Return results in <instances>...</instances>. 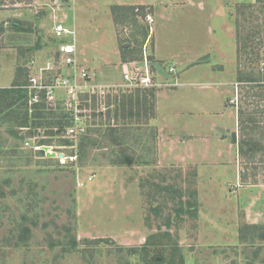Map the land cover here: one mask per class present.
Masks as SVG:
<instances>
[{
    "label": "rangeland",
    "instance_id": "374dc122",
    "mask_svg": "<svg viewBox=\"0 0 264 264\" xmlns=\"http://www.w3.org/2000/svg\"><path fill=\"white\" fill-rule=\"evenodd\" d=\"M117 5L153 21L137 8L123 21ZM58 23L73 33L55 37ZM131 40L127 61L146 58L150 87L123 80ZM62 42L78 69L60 63ZM19 68L29 104L42 83L76 76V91L44 93L75 131L40 144L45 129L16 139L0 125V264H264V0H0L1 88ZM136 88L154 89L152 117L135 103L140 116L123 115ZM243 134L260 137L252 156ZM84 135L97 142L80 158ZM43 145L75 158L46 162Z\"/></svg>",
    "mask_w": 264,
    "mask_h": 264
},
{
    "label": "trees",
    "instance_id": "16d2710c",
    "mask_svg": "<svg viewBox=\"0 0 264 264\" xmlns=\"http://www.w3.org/2000/svg\"><path fill=\"white\" fill-rule=\"evenodd\" d=\"M118 6V5H117ZM113 6L112 10L113 12L115 10L119 11L120 15L123 17V21H125L129 15V17H132L133 9H141V14L145 15L144 12V6ZM128 10V11H124ZM131 24L133 27L136 25V20H131ZM145 38L146 31L145 29H141L140 32ZM135 41H137L135 37ZM133 42L127 41L124 42L121 46L122 49V58L126 61L128 58L133 59L137 58L139 54L134 56H127V53H130L134 50L131 46H128V43ZM141 57V56H140ZM241 71H239L240 73ZM249 78H256L249 76ZM262 79V78H261ZM260 79V80H261ZM29 77L25 71V69L19 68V72L14 77V80L10 87H0V125L5 124L7 130L11 133L13 137L16 139H20L23 137H31L32 135H35L36 130L39 128L45 129V135L46 138H42L39 140L40 144H50L53 142L55 136H57L56 144L64 145L69 144V141L67 138L62 137L64 135L67 128L72 126L74 124V117L71 112L64 110L60 107V105L55 106L52 108L48 105L47 100L44 96L45 91L43 90L40 94V99L38 101H35L31 104H29L30 95L28 92V89L23 87L29 85ZM123 101L121 102L120 108L123 111V115H137L140 116V110L134 111L132 110V105L135 103L139 109V107H143V115L147 117H152L154 115L153 110V98H154V89L152 88H136L134 92L131 94L122 95ZM127 109V110H126ZM240 122L243 123L245 116L247 114L244 113L243 110L240 109ZM107 116L110 118L114 117L116 121H118V112L115 110L112 112V110H107ZM255 127V126H253ZM21 130L26 131V135H22ZM109 133L107 136H113L114 140L117 141V133H115L114 128H109ZM97 131V130H96ZM98 132V131H97ZM82 135V134H81ZM116 135V136H114ZM244 137L241 141V147L242 151L244 152L245 146V155H253L254 149L257 148V145L260 141L259 138H255L253 136H249L246 134H243ZM90 135H84L81 137V141L79 143V157L84 155L85 148L87 146V143H91L92 145L95 144L97 141L91 138ZM38 155L42 156L43 159L46 162L53 161L52 157H44L45 152L43 150H37ZM251 155V156H252ZM132 161L129 156H125L122 160H120L121 163H130ZM119 162V163H120ZM29 228L24 227L22 229L23 235L26 237V233L29 232ZM264 237V236H263Z\"/></svg>",
    "mask_w": 264,
    "mask_h": 264
},
{
    "label": "built area",
    "instance_id": "2783aa9c",
    "mask_svg": "<svg viewBox=\"0 0 264 264\" xmlns=\"http://www.w3.org/2000/svg\"><path fill=\"white\" fill-rule=\"evenodd\" d=\"M145 19L148 23L153 21V17L150 13L145 14ZM53 32H54V36L58 38L68 33L72 34L73 30L64 26L63 23H58L54 26ZM75 50H76V47L74 43H66V42L60 43L58 45V50H57L59 54L60 63L63 64L64 66H69V67H73L74 69H76L77 59L75 57V54H76ZM145 60L146 58L144 60L141 58L138 61H125L122 63V76H123V80L125 84L130 83L134 85H141V86H147V87H150L151 85H153L152 77H154V74H152L151 72V75H150V72L146 68L140 70L141 68L137 66L138 62H140L141 64H144ZM172 70L173 68L170 67V71ZM78 73L80 74V77L82 79H87V84L90 82L89 78H91L92 76L91 71L87 70L85 67H79ZM71 79H74L73 80L74 82H71ZM60 86L66 87L68 92H74V89L76 91L77 87H79V85H77L76 76L74 74H68L67 77H62V78L58 77L55 79V81H52L51 84H48V85H45L42 83L40 87L46 92V97L49 98L50 94L52 95V92H54L56 87H60ZM87 86L90 87L93 91H96L97 88L99 91H101L104 88L105 89L107 88L106 85L99 84V83L88 84ZM37 97L38 95L33 94L32 96L33 101H37ZM68 129L71 130L72 132L75 131L73 127L71 128L69 127ZM49 151H55L56 157H58L60 160L63 159V157H66L65 159H69V160H73L75 158V155L68 156L52 148H50ZM59 153H62L63 155L59 156ZM89 178H91V176Z\"/></svg>",
    "mask_w": 264,
    "mask_h": 264
},
{
    "label": "water",
    "instance_id": "95a60500",
    "mask_svg": "<svg viewBox=\"0 0 264 264\" xmlns=\"http://www.w3.org/2000/svg\"><path fill=\"white\" fill-rule=\"evenodd\" d=\"M42 148L45 151L46 157H56V152L55 151H49V147L47 145H43ZM62 153H59V156H62Z\"/></svg>",
    "mask_w": 264,
    "mask_h": 264
},
{
    "label": "crops",
    "instance_id": "0c3cea01",
    "mask_svg": "<svg viewBox=\"0 0 264 264\" xmlns=\"http://www.w3.org/2000/svg\"><path fill=\"white\" fill-rule=\"evenodd\" d=\"M129 3V2H128ZM129 4H132V3H129ZM136 4H138V3H136Z\"/></svg>",
    "mask_w": 264,
    "mask_h": 264
}]
</instances>
